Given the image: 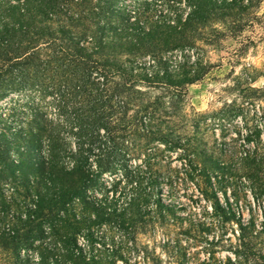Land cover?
<instances>
[{"label": "trees", "instance_id": "obj_1", "mask_svg": "<svg viewBox=\"0 0 264 264\" xmlns=\"http://www.w3.org/2000/svg\"><path fill=\"white\" fill-rule=\"evenodd\" d=\"M133 1L0 0V101L18 97L0 112V264H32L34 251L35 264H118V249L88 258L79 238L94 247L99 231L176 218L152 197L155 164L179 149L197 160L174 126L210 67L198 49L241 36L262 0ZM236 222L242 251L264 261L254 220Z\"/></svg>", "mask_w": 264, "mask_h": 264}, {"label": "rangeland", "instance_id": "obj_2", "mask_svg": "<svg viewBox=\"0 0 264 264\" xmlns=\"http://www.w3.org/2000/svg\"><path fill=\"white\" fill-rule=\"evenodd\" d=\"M123 1L134 8L133 0ZM257 14L251 27L241 36L225 39L221 48L198 49L210 67L188 85L182 116L175 118L178 125L174 126L175 134L190 141L197 160L193 167L184 164L179 149L163 154L155 164L157 187L152 197L172 203L176 218L160 222L148 215L144 224L135 227L111 229L105 235L99 231L100 242L94 247L81 236L78 242L88 258L118 249L126 258H119L118 264H243L246 255L253 259L258 253L242 251L237 220H254L256 232L261 233L253 249L264 253V81L258 79L264 70H249L252 61L264 56V36L260 35L264 0ZM208 96L213 99L208 101ZM14 98L18 97L12 93L0 101V112H9ZM42 105V112L54 116L51 104ZM245 154L251 158L243 159ZM141 160L131 157L129 162L134 168ZM115 177L122 175L105 172L102 179L110 186ZM216 201L235 213V219L224 220ZM28 258L32 264L40 261L36 251ZM254 259L256 264L264 263Z\"/></svg>", "mask_w": 264, "mask_h": 264}, {"label": "clouds", "instance_id": "obj_3", "mask_svg": "<svg viewBox=\"0 0 264 264\" xmlns=\"http://www.w3.org/2000/svg\"><path fill=\"white\" fill-rule=\"evenodd\" d=\"M261 36H264V32L260 33ZM264 70V56L259 57L258 60L252 61L249 70ZM259 80L264 81V76L258 77ZM255 84V82H253ZM208 101H211L213 98L211 96L206 97Z\"/></svg>", "mask_w": 264, "mask_h": 264}]
</instances>
